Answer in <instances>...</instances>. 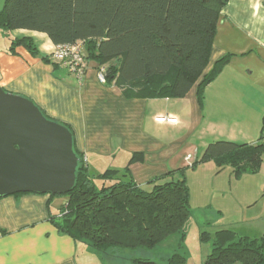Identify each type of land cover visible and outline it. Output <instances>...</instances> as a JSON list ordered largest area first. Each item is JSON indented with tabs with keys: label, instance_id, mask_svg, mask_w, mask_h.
Here are the masks:
<instances>
[{
	"label": "trees",
	"instance_id": "trees-1",
	"mask_svg": "<svg viewBox=\"0 0 264 264\" xmlns=\"http://www.w3.org/2000/svg\"><path fill=\"white\" fill-rule=\"evenodd\" d=\"M227 2L8 0L0 14V32L43 34L56 48L77 45L81 76L93 64L96 73L104 70V84L117 87L123 94L141 99H180L195 86L201 105L205 88L229 62L230 57L225 56L209 67L212 42ZM20 46L33 56L38 54L33 39L24 36L11 40L9 53L16 54ZM42 60L49 62L47 57ZM263 139L260 137L256 145L213 141L204 148L199 161H213L218 168L228 166L236 176L255 172L263 161ZM73 149L78 157L75 187L59 196L65 203L53 224L99 258L129 253L131 264H159L135 254L150 253L172 236L183 240L191 218L184 169L168 172V179L163 176L139 186L128 167L90 174L74 144ZM174 173L181 178L174 180ZM199 241L210 245L202 264H264V234L250 238L220 229L212 234L202 231ZM166 263L185 264V258L176 252Z\"/></svg>",
	"mask_w": 264,
	"mask_h": 264
},
{
	"label": "crops",
	"instance_id": "crops-1",
	"mask_svg": "<svg viewBox=\"0 0 264 264\" xmlns=\"http://www.w3.org/2000/svg\"><path fill=\"white\" fill-rule=\"evenodd\" d=\"M11 33L31 37L38 54L33 56L21 46L16 48V54L6 51L4 56L0 51L3 66L0 65V88L23 95L47 118L67 126L75 149L84 157L92 175L108 169L123 171L128 167L134 182L146 186L170 171L188 167L194 158L199 160L208 144L203 142L205 135L211 133L214 141L225 139L248 144L241 130L220 127L218 132H213L212 123L204 127V116L206 111H218L220 103H229L230 97L239 95L242 83L248 82L246 73L251 76L255 69H260L258 75L264 81V0H228L222 8L209 67L225 56L230 58L205 88L201 105L197 102L195 86L180 99H141L123 94L113 85L101 84L93 64L78 78L54 58L56 47L45 35L25 30ZM42 57H47L49 62ZM238 59L242 61L243 70L230 71L229 65ZM4 71L9 72L6 78ZM164 114L173 116L176 124L159 120ZM196 133L202 143L198 147L192 145L181 156L184 140ZM193 151L194 155L189 154ZM263 163L255 172L239 176L228 166L214 168L213 161L199 167H211L215 174L213 184L221 171L223 174L226 171L229 178V190L221 193L220 206L206 205L205 194L201 206L214 218L204 216L203 224L214 223L250 238L264 234V182L261 183V177L257 179L264 169ZM232 181L236 185H231ZM241 186L245 190L238 196L233 187ZM64 203V199L49 195L19 194L1 198L0 264H103L92 249L72 240L53 224ZM172 237H176L179 247L182 244L179 236ZM172 237L164 243L166 246L172 247L168 244Z\"/></svg>",
	"mask_w": 264,
	"mask_h": 264
},
{
	"label": "rangeland",
	"instance_id": "rangeland-1",
	"mask_svg": "<svg viewBox=\"0 0 264 264\" xmlns=\"http://www.w3.org/2000/svg\"><path fill=\"white\" fill-rule=\"evenodd\" d=\"M17 37L22 36H13L12 33L8 34L6 37H3L0 34V51L4 53V56L7 55L6 51L9 52V46L11 40ZM5 38V39H4ZM8 38V39H7ZM2 56V54H1ZM5 59V57H2ZM240 59L234 61L232 65H229L230 71H234L235 69L241 68L243 70L244 66L240 63ZM0 65L2 66V62L0 60ZM5 65V64H4ZM260 69H255L253 75H248L246 73V82L245 84L242 83L241 91H239V95L234 97H230L229 103L224 102L220 103V109L214 112H205L204 118V127L208 126L209 124H213L212 131L215 130L218 132L220 127L227 128L228 130H241L245 134L244 141H247L249 144H256L260 141V137L264 138V116L263 115V108H264V97L262 96L264 92V81L261 79L262 76L258 75L257 71ZM9 72L4 71L3 76L6 78ZM74 74V73H73ZM261 74V73H260ZM226 75V74H225ZM223 75V76H225ZM235 77V76H234ZM259 78V79H258ZM237 85H235V89H237ZM22 97H24L22 95ZM28 99V98H27ZM160 118H163L162 122L165 124L171 123L176 124V119L173 116L164 114ZM221 129V128H220ZM176 130V129H175ZM177 131V130H176ZM211 134V133H210ZM210 134L203 136L206 144L213 142ZM173 135H177L173 132ZM199 135H190L184 140L182 144V148L180 150V155H185L187 153V149L191 148L192 145L198 147L200 143V139L198 138ZM225 140V139H222ZM264 140V139H263ZM218 141V140H217ZM228 141V140H227ZM243 143V142H240ZM194 151L189 154H193ZM189 158V156H187ZM262 160L264 161V155L262 156ZM106 162V161H105ZM204 163H201L199 160L194 158L190 161V165L184 168L183 178L186 181V185L189 189V196L191 197L190 208L192 210V216L189 222L186 224L184 228V238L182 240V244L177 246V239L176 237H172L168 244H171L172 247H168L165 244L158 247L154 251L150 253H141L138 252L135 255L145 256L146 258H150V260L155 261L159 264H167L166 260L171 256L173 253H179L183 255L185 258V264H202L205 256L209 252V243L208 242H200L199 235L203 232H208L210 234L214 233L223 228H219L220 226L215 225L214 223H204V216L207 219L213 217V215L209 216V213H206L208 210L202 208V203H204V196L206 194V205H215L220 206L219 201L221 202V193L228 192V175L227 173H218L219 175L216 182H213V176L215 175L212 170H210V166H204L199 168ZM194 166V167H193ZM215 168L216 164H212ZM264 166V163H263ZM212 167V168H213ZM217 167V166H216ZM215 172H218L217 169ZM229 172V171H228ZM233 173V172H232ZM223 174V175H222ZM229 174V173H228ZM261 177V179H260ZM181 174H176L174 180L180 179ZM257 179L262 180V184L264 182V169L260 175H258ZM260 183V184H261ZM235 184L233 181L231 185ZM236 185V184H235ZM215 186V189H213ZM235 193L238 196H241V192L245 190L243 186L236 188ZM206 192V193H204ZM202 193L203 196H202ZM215 193V196L213 194ZM212 197H215V200H210ZM58 198H62L57 196ZM64 199V198H62ZM65 200V199H64ZM214 218V217H213ZM132 256L128 253V255L118 256L117 253L110 255L106 254L100 257L103 264H131L130 259Z\"/></svg>",
	"mask_w": 264,
	"mask_h": 264
},
{
	"label": "water",
	"instance_id": "water-1",
	"mask_svg": "<svg viewBox=\"0 0 264 264\" xmlns=\"http://www.w3.org/2000/svg\"><path fill=\"white\" fill-rule=\"evenodd\" d=\"M8 0H0V14ZM72 133L29 99L0 88V198L63 196L75 187Z\"/></svg>",
	"mask_w": 264,
	"mask_h": 264
},
{
	"label": "built area",
	"instance_id": "built-area-1",
	"mask_svg": "<svg viewBox=\"0 0 264 264\" xmlns=\"http://www.w3.org/2000/svg\"><path fill=\"white\" fill-rule=\"evenodd\" d=\"M80 48L76 45L73 47H57L53 56L58 60L64 67L68 68L71 73L76 74L78 78H81L82 69L80 68ZM103 69L97 71V79L101 84H104L105 79L103 76ZM159 120H163L160 118Z\"/></svg>",
	"mask_w": 264,
	"mask_h": 264
}]
</instances>
